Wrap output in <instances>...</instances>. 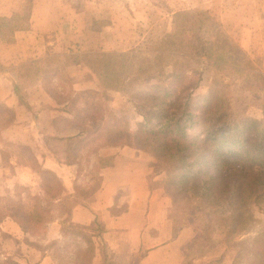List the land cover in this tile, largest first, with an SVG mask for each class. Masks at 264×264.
<instances>
[{
	"label": "rangeland",
	"instance_id": "374dc122",
	"mask_svg": "<svg viewBox=\"0 0 264 264\" xmlns=\"http://www.w3.org/2000/svg\"><path fill=\"white\" fill-rule=\"evenodd\" d=\"M263 5L258 0H61L58 27L49 30L47 41L44 36L41 40L45 42L37 44L49 45V54L54 53L51 46L58 45L57 54L43 68L36 65L25 74V83L31 85L41 74H48V80L42 82L63 105L65 113L70 109L74 115L89 114V120L82 125L92 132L83 144L84 153L95 152L98 143H124L142 151L150 166L148 184L166 195L168 189L177 198L171 207L176 229L189 226L199 238V243L189 247L191 257L203 258L195 264H230L236 252L231 245L235 241L244 250L239 264H264V192L256 193L238 210L221 199L210 203L208 197L199 198L194 190L202 178L188 177L187 184H180L182 175L176 178L179 168L172 166L176 157L159 154L158 159L154 150H160L154 139L141 136L152 125H160V109L182 86L188 87L181 93L182 99L191 94L196 98L194 106L204 105L212 97L215 102L219 99L218 106L229 114L230 122L255 118L264 126V19L258 17ZM255 13L258 16L253 17ZM0 37L11 44L9 26H0ZM133 54L147 57L137 60L129 57ZM154 54L163 57L154 61ZM157 86L170 94L165 106L161 101L164 97L154 98ZM30 98L38 100V93ZM35 106L28 104L26 112L15 119L14 138L30 136L25 133L26 127L16 121L28 124L38 116L41 122L45 121V115H40ZM0 116L3 128L7 119L11 121L15 115ZM80 128L77 127L79 131ZM198 131L191 129L190 133ZM0 135L4 139L1 129ZM13 148L17 152L22 147ZM6 152L9 155L10 150ZM22 152L30 156L26 148ZM166 168H170L171 175L165 172ZM11 171L18 175L23 169L8 161L7 168L1 171L0 264L19 263L33 247L29 236H43L44 221L55 214L54 190L59 186L50 174L41 173L45 177L43 187L51 192L29 197L22 183L5 184ZM94 175L97 178L96 171ZM93 185H98V178ZM37 191L38 187L34 193ZM167 196L171 201V196ZM42 205L50 207L45 209ZM238 211L246 218L232 223ZM22 212L27 219L20 218ZM8 215L25 222L24 232L9 233L2 228ZM94 229L92 238L78 226L68 228L67 233L76 239L55 246L54 252L59 255L56 260L62 264H89L95 248L102 253L106 244L99 235L100 227Z\"/></svg>",
	"mask_w": 264,
	"mask_h": 264
},
{
	"label": "crops",
	"instance_id": "0c3cea01",
	"mask_svg": "<svg viewBox=\"0 0 264 264\" xmlns=\"http://www.w3.org/2000/svg\"><path fill=\"white\" fill-rule=\"evenodd\" d=\"M258 1L264 3V0ZM60 2L0 0V21L9 26L12 38L11 44H7L0 37V115H15L0 128L4 136V139L0 137V180H3L1 171L10 161L20 165L23 172L16 175L11 171L5 184L22 183L29 197L51 192L43 187L45 177L41 173L50 174L59 185L54 190L55 214L44 221L42 237L29 236L33 247L18 264H62L56 260L59 255L54 252L55 246L76 239L67 233L68 228L72 230L74 226L82 228L92 238L94 228L101 229L99 235L104 238L105 250L100 253L99 248H95L89 264H195L203 258L189 255L190 244L196 242L194 229L186 225L176 229L168 196L162 189H153L148 184L150 166L142 151L124 143H98L95 152L84 153L83 144L88 139L79 133L77 122L72 123L76 118L73 112L69 109L65 113L63 105L46 90L42 81L48 80V74H41L32 85L25 83V74L31 67L43 68L49 58L57 54L58 45H52L54 53L49 54V45L37 44L47 41L49 30L58 27ZM258 17L264 19V5ZM44 36L45 41L41 40ZM37 93L38 100L30 98ZM28 104H36L38 113L45 115V121L41 122L39 116L28 124L16 121L26 127L25 133L30 136L14 138L15 119L26 112ZM15 145L22 147L20 151L14 152ZM25 148L30 152L29 157L27 152H22ZM93 170L98 178L96 186ZM42 206L48 209L52 204ZM18 220L8 215L1 226L9 233L24 232V222ZM8 226L12 229L6 228ZM230 264H236L234 255Z\"/></svg>",
	"mask_w": 264,
	"mask_h": 264
},
{
	"label": "trees",
	"instance_id": "16d2710c",
	"mask_svg": "<svg viewBox=\"0 0 264 264\" xmlns=\"http://www.w3.org/2000/svg\"><path fill=\"white\" fill-rule=\"evenodd\" d=\"M129 57L140 60L147 56L133 54ZM162 57L159 54H154V61L160 60ZM182 88L171 99L172 101L166 103V106L165 100L170 97V94L162 86H157L154 89L155 99L166 98L161 100L165 107L159 111L160 127L158 124L152 125L141 137L145 140L154 139L160 150H154L158 159L159 154L176 157L177 160L172 166L176 165L174 169L179 168L176 178L182 175L180 184H187L189 178L192 180L202 178L201 183L195 186L194 190L199 198L208 197L210 203H216L221 199L223 202H228L234 210H238L241 204L247 203L256 193L264 192L263 122L255 118L230 122L229 114L218 106L219 99L215 102V98L210 97L209 102L197 107L193 104L196 98L191 94H188L185 100L182 99L183 91H186L188 87L182 86ZM75 117L71 120L72 123L76 121L78 127H81L79 133L82 136L85 134L89 138L92 134L90 128L82 127L85 121L89 120V114L83 115L76 112ZM191 129L199 131L192 135ZM78 145L80 144H76L75 147L77 148ZM165 172L171 175L172 171L170 168H166ZM197 188L200 189L197 190ZM166 193L172 199L169 200L171 211L177 198L168 189H166ZM172 201L174 202L172 203ZM172 212L170 213L172 214ZM20 218L27 219L26 214L20 213ZM242 218L246 217L241 211H238L231 221L238 224L237 222L242 221ZM231 237L233 235H230ZM202 242L203 239L200 243L202 244ZM196 243H199V238H196ZM234 243L231 245L236 250L235 262L239 264V260L243 258L244 250L239 247V242L235 241ZM207 249L210 250V247ZM12 264L18 263L12 261Z\"/></svg>",
	"mask_w": 264,
	"mask_h": 264
}]
</instances>
